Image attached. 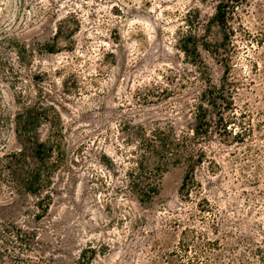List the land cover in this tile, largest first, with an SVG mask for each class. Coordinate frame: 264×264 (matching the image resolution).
Returning <instances> with one entry per match:
<instances>
[{"label": "rangeland", "instance_id": "obj_1", "mask_svg": "<svg viewBox=\"0 0 264 264\" xmlns=\"http://www.w3.org/2000/svg\"><path fill=\"white\" fill-rule=\"evenodd\" d=\"M221 1L0 0V264H264V0ZM210 83L237 119L205 102L141 204L139 133L191 136Z\"/></svg>", "mask_w": 264, "mask_h": 264}, {"label": "trees", "instance_id": "obj_2", "mask_svg": "<svg viewBox=\"0 0 264 264\" xmlns=\"http://www.w3.org/2000/svg\"><path fill=\"white\" fill-rule=\"evenodd\" d=\"M248 0H223L217 6L216 15L214 20L221 25L226 31L230 26V21L236 15L237 10ZM204 48L208 51L218 54L220 52V44L206 43ZM181 50L185 55L191 59L192 64L201 65L206 70V65L201 60L199 52L198 37L191 34L184 37L181 41ZM229 68L225 72V78L227 80L229 76ZM225 80V81H226ZM226 85L220 88L213 86L210 83V87L204 91L201 97V104L197 107L196 113V127L193 130V134L182 136L181 140H174L175 137L172 131H164L162 129H156L152 134H145L144 131L139 133L140 141L138 148L142 151L140 155V161L137 162L136 168L130 173V183L132 188L136 191L139 201L143 205L150 204L154 198L159 194V179L162 176L164 168L168 167V161L170 157L174 156L173 148L176 146L178 149L187 148L190 144L199 143L208 137L212 129V121L209 117V110L205 106V102L213 107L221 106L223 110L229 112L234 111L233 99H227L230 97V91L226 90ZM227 94V95H226ZM229 94V95H228ZM228 119H223L226 131L234 120H236V114ZM173 137V138H172ZM44 146L39 145V150ZM150 154L158 157L159 163L155 167H150L147 162ZM194 169H191L185 176L182 185V192L189 191L190 187L195 185Z\"/></svg>", "mask_w": 264, "mask_h": 264}]
</instances>
